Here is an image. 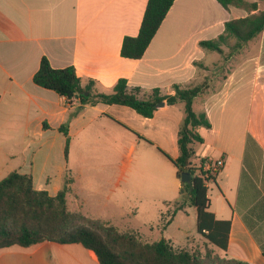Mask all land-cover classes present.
Instances as JSON below:
<instances>
[{"label":"crops","instance_id":"crops-1","mask_svg":"<svg viewBox=\"0 0 264 264\" xmlns=\"http://www.w3.org/2000/svg\"><path fill=\"white\" fill-rule=\"evenodd\" d=\"M246 1L258 2L259 10H264L259 0ZM147 2L0 0V180L12 172L31 175L36 190L56 196L68 173L74 180L68 208L71 199L78 206L69 210L117 228L116 220L85 209L90 197L98 208L106 210L114 204L123 216L134 207L136 184L143 180L158 187V197L165 199L163 193L171 179L164 177L163 168L167 161L173 165L171 160L179 156L178 133L185 117L182 102L159 106L153 117L145 118L126 106L81 104L77 99L69 103L33 82L45 57L55 69L74 67L82 86L92 81V89L98 93L109 94L119 79H126L130 87L146 93L158 88L163 94H173L175 85L191 88L207 81L217 66L220 59L216 56L222 54L202 49L200 42L216 39L227 21L250 15L234 6L225 9L217 0H175L144 56L123 58V39L138 35ZM250 63L238 64L218 89L210 91L209 87L194 100L193 108L197 100L201 107L195 112L207 114L211 129L203 143L193 145L192 162L223 158L225 163L215 186L222 191L226 205L210 202L209 208L217 220L230 221L223 257L264 264V63L252 67V76L246 72ZM213 82L209 80L208 85ZM244 83L261 95L258 109L246 123L240 121L233 106L227 111L225 102L221 108L215 104L231 92L230 86L236 85L239 92L238 86ZM64 125L71 139L67 160L66 137L61 132ZM236 130L240 131L238 137L233 134ZM132 165L133 173L127 176ZM145 167L151 170L147 176L134 175ZM153 169L156 176L151 175ZM172 184L175 195L181 190V181L176 177ZM176 199L169 201L174 204L171 215L162 217L167 224L164 232L183 212L175 210ZM121 231L149 243L139 232ZM162 238L171 246L173 236ZM0 264L99 261L80 244L44 242L2 249Z\"/></svg>","mask_w":264,"mask_h":264},{"label":"trees","instance_id":"trees-1","mask_svg":"<svg viewBox=\"0 0 264 264\" xmlns=\"http://www.w3.org/2000/svg\"><path fill=\"white\" fill-rule=\"evenodd\" d=\"M225 9L234 6L250 13L249 16L229 20L224 31L216 39L200 42L207 51L230 55L239 53L264 32V10L258 2L246 0H217ZM175 0H148L139 33L126 36L121 47V56L130 60L141 59L155 37ZM197 64V63H195ZM33 82L64 97L67 102L75 98L81 104L103 103L120 105L133 109L145 118H151L162 105L184 104V120L178 133L179 156L171 160L176 168V177L190 173L188 183L181 184V193L196 209L197 231L208 242L226 251L228 247L230 221L217 220L209 210L210 200L204 180L197 174L199 164H193V145L203 143L204 136L211 129L205 112L197 113L194 100L207 92L208 84L191 88L174 86L173 94H163L160 89L149 93L140 87H130L126 79H119L109 94L93 91V82L82 86L81 78L74 67L53 68L43 57L33 76ZM66 137L65 156L68 159L70 137L67 126L61 127ZM204 160L200 161L203 162ZM74 180L65 176L64 185L56 196L33 187L31 175L12 172L0 180V250L18 246L29 248L44 242L61 245L80 244L92 250L99 264H250L248 262L213 254L207 247L204 255L187 250L175 251L165 239L146 243L134 233L123 232L107 221L86 216L68 208V196L72 193ZM185 203H175V210L183 209ZM264 253V246L262 247Z\"/></svg>","mask_w":264,"mask_h":264},{"label":"rangeland","instance_id":"rangeland-1","mask_svg":"<svg viewBox=\"0 0 264 264\" xmlns=\"http://www.w3.org/2000/svg\"><path fill=\"white\" fill-rule=\"evenodd\" d=\"M259 2L264 8V0H259ZM223 49L224 53L222 55L214 53V55H218L216 57H219L220 60L215 69H213L207 77L206 84H208L209 80L214 79V82L211 83L210 86L208 85L210 91L218 89L222 85V81L237 68L238 64L242 62H252L248 65L251 69L246 71L247 74L252 76L254 72L252 67L255 64L264 63V32L258 39L252 41L246 48L232 56L230 55L229 48L225 46ZM238 87L240 90L236 92V85L230 86L229 91L231 92L221 96L220 101L217 99L215 104H219V108H221V103L225 102L224 108L227 111L233 106L234 109L240 113V121L246 123L249 117L258 109V101L261 100V95L259 92L255 95L253 86H248L246 83ZM194 108L197 112L200 110L201 107L198 100ZM233 134L238 137L240 136V131L236 130ZM133 159H135V156ZM166 163L167 166L163 168L164 177H170L169 179H171V182L167 184V189H165L163 193L165 199L158 197V195L161 194L158 187L156 188L153 184H148L141 180L136 184L137 197L132 199L135 205L133 208L131 207L130 211H127L128 213L125 215L121 216L120 213L122 211L116 208L114 204L109 205L106 210L101 206H99V208L96 207L95 198L93 197L89 198V201L85 205V209L101 217L110 218L113 221L116 220L115 222L121 230H134L133 232H139L143 240L149 243L155 242L163 236L166 237L170 235L173 236L171 247L175 251L187 250L192 253L204 255L207 247H209L213 254L224 256V250L216 246H211L207 238L197 231L196 209L189 203L187 196L182 194L181 190L179 193H175V195L172 194V181L176 179V169L170 161ZM147 168L145 167L142 171L139 170L135 172L134 175L139 176L141 174V176H147V172L151 171L150 169L147 171ZM156 172L157 171L153 169L151 175L156 176ZM132 173L133 165L127 170V176H130ZM221 192L222 191L219 190L215 184L208 186V198L213 206L226 205V199ZM174 198H177L176 200L178 202L182 201L185 203L183 212L178 216L179 218H177L176 222L164 232L165 228H167V224L162 217L171 215L174 204L169 205V201L174 200ZM100 201L103 203L105 202L104 199H100ZM137 206L138 208L136 209ZM69 208L71 210L78 208L77 203L72 199L69 201ZM180 228L185 229V232L181 231Z\"/></svg>","mask_w":264,"mask_h":264},{"label":"built area","instance_id":"built-area-1","mask_svg":"<svg viewBox=\"0 0 264 264\" xmlns=\"http://www.w3.org/2000/svg\"><path fill=\"white\" fill-rule=\"evenodd\" d=\"M73 100H76L75 98ZM72 100V101H73ZM225 166L223 158L215 160L204 159L203 162L197 166V174L204 180V185L208 189L209 185L216 184L219 174L222 172Z\"/></svg>","mask_w":264,"mask_h":264},{"label":"water","instance_id":"water-1","mask_svg":"<svg viewBox=\"0 0 264 264\" xmlns=\"http://www.w3.org/2000/svg\"><path fill=\"white\" fill-rule=\"evenodd\" d=\"M191 178H192V176H191L190 173H183L181 175L180 181H181L182 184L188 183L191 180Z\"/></svg>","mask_w":264,"mask_h":264}]
</instances>
